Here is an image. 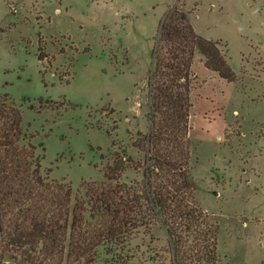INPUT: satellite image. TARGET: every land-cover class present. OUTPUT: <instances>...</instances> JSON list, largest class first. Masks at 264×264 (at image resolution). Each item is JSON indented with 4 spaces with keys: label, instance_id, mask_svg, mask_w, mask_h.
Returning a JSON list of instances; mask_svg holds the SVG:
<instances>
[{
    "label": "rangeland",
    "instance_id": "rangeland-1",
    "mask_svg": "<svg viewBox=\"0 0 264 264\" xmlns=\"http://www.w3.org/2000/svg\"><path fill=\"white\" fill-rule=\"evenodd\" d=\"M172 2L0 0V92L22 105L43 173L69 181L73 197L82 180L103 178L112 150L142 159L127 130L147 131L151 49ZM182 8L237 75L228 81L194 56L195 197L218 221L217 264H264V0H185ZM40 43L49 55L43 59ZM141 178L134 168L121 176ZM167 247L156 224L122 246L99 247L94 261L81 264H161Z\"/></svg>",
    "mask_w": 264,
    "mask_h": 264
},
{
    "label": "trees",
    "instance_id": "trees-1",
    "mask_svg": "<svg viewBox=\"0 0 264 264\" xmlns=\"http://www.w3.org/2000/svg\"><path fill=\"white\" fill-rule=\"evenodd\" d=\"M184 2L171 3L154 36L147 131L127 130L142 159L112 150L103 178L82 180L75 197L69 181L43 173L22 125V105L0 92V264L90 263L99 247L122 246L156 224L166 231L170 254L161 264H217L218 221L198 202L190 177L194 56L228 81L237 75L218 42L195 30ZM38 50L39 59L49 56L41 43ZM128 168L141 170L142 178L122 181Z\"/></svg>",
    "mask_w": 264,
    "mask_h": 264
},
{
    "label": "water",
    "instance_id": "water-1",
    "mask_svg": "<svg viewBox=\"0 0 264 264\" xmlns=\"http://www.w3.org/2000/svg\"><path fill=\"white\" fill-rule=\"evenodd\" d=\"M140 94H141V92L138 91L137 95L140 96ZM133 106H134V107H138V103H134Z\"/></svg>",
    "mask_w": 264,
    "mask_h": 264
}]
</instances>
